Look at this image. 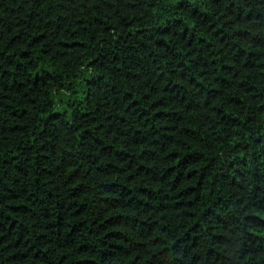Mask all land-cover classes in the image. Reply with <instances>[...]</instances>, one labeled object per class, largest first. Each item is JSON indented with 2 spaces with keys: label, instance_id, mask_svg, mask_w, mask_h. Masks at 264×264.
<instances>
[{
  "label": "trees",
  "instance_id": "16d2710c",
  "mask_svg": "<svg viewBox=\"0 0 264 264\" xmlns=\"http://www.w3.org/2000/svg\"><path fill=\"white\" fill-rule=\"evenodd\" d=\"M0 264H264V0H0Z\"/></svg>",
  "mask_w": 264,
  "mask_h": 264
}]
</instances>
